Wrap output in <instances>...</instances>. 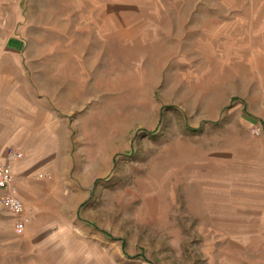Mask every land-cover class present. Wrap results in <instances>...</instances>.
Here are the masks:
<instances>
[{
    "label": "rangeland",
    "instance_id": "rangeland-1",
    "mask_svg": "<svg viewBox=\"0 0 264 264\" xmlns=\"http://www.w3.org/2000/svg\"><path fill=\"white\" fill-rule=\"evenodd\" d=\"M12 151L0 264H264V0H0Z\"/></svg>",
    "mask_w": 264,
    "mask_h": 264
},
{
    "label": "built area",
    "instance_id": "built-area-1",
    "mask_svg": "<svg viewBox=\"0 0 264 264\" xmlns=\"http://www.w3.org/2000/svg\"><path fill=\"white\" fill-rule=\"evenodd\" d=\"M253 131L254 135H261L259 126H254ZM20 157V153L12 151L6 156L4 162L0 164V207L8 209L14 216L15 229L19 233L26 229L29 220L25 214L23 200L16 194V189L13 185V165Z\"/></svg>",
    "mask_w": 264,
    "mask_h": 264
}]
</instances>
